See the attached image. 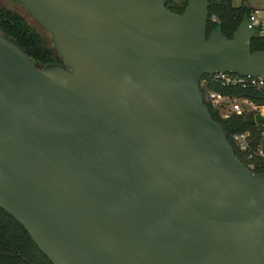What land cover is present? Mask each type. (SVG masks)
Returning <instances> with one entry per match:
<instances>
[{
	"label": "water",
	"instance_id": "95a60500",
	"mask_svg": "<svg viewBox=\"0 0 264 264\" xmlns=\"http://www.w3.org/2000/svg\"><path fill=\"white\" fill-rule=\"evenodd\" d=\"M63 64L0 33V209L52 264H264V172L235 154L203 75L264 79L245 19L208 0H8ZM264 121L260 114L255 122Z\"/></svg>",
	"mask_w": 264,
	"mask_h": 264
},
{
	"label": "trees",
	"instance_id": "16d2710c",
	"mask_svg": "<svg viewBox=\"0 0 264 264\" xmlns=\"http://www.w3.org/2000/svg\"><path fill=\"white\" fill-rule=\"evenodd\" d=\"M208 3L207 33L220 28L227 38L233 37L237 27L248 18L252 10L242 5L234 7L232 6V0H208ZM185 6L186 4L181 7H175L166 2V7L175 13H181ZM215 19L221 23L218 24ZM0 31L13 37L33 59L37 67H43L38 65L45 66L49 63L60 62L61 57L56 55L55 58H52L51 53L43 48L27 27L8 11H0ZM251 50L264 51V36L254 35L251 40ZM206 77L208 75H203L200 80ZM200 90L203 97H205L208 90H215L225 95L248 98L257 106H264V89L242 88L238 85L220 86L219 84H210L207 87L200 86ZM206 105L213 119L223 127L227 140L233 147L235 154L247 165L244 155L235 146L231 137L235 133L249 131L255 144L262 138V133H264V121L256 123L255 116L252 113L223 119L218 111L207 102ZM254 161L264 164V158L261 157H254ZM0 264H52L39 251L24 228L2 209H0Z\"/></svg>",
	"mask_w": 264,
	"mask_h": 264
},
{
	"label": "built area",
	"instance_id": "2783aa9c",
	"mask_svg": "<svg viewBox=\"0 0 264 264\" xmlns=\"http://www.w3.org/2000/svg\"><path fill=\"white\" fill-rule=\"evenodd\" d=\"M171 6L181 7L187 4L188 0H165ZM264 10L254 8L251 10L247 21L249 27L254 30L255 34L264 36ZM203 87L210 84H219L220 86H241L242 88L264 89V79L261 77H241L235 74H213L200 80ZM204 98L212 108L218 111L223 119L231 116H244L246 114H254L264 111V106H257L248 98L233 95H225L215 90H208ZM260 110V111H259ZM264 114V113H263ZM232 141L238 150L244 155L247 161V167L252 172H264V164L254 161V157L264 158V133L262 138L254 144L249 131L235 133L232 135ZM254 144V146H252ZM259 170V171H257Z\"/></svg>",
	"mask_w": 264,
	"mask_h": 264
},
{
	"label": "rangeland",
	"instance_id": "374dc122",
	"mask_svg": "<svg viewBox=\"0 0 264 264\" xmlns=\"http://www.w3.org/2000/svg\"><path fill=\"white\" fill-rule=\"evenodd\" d=\"M240 5L248 9L258 8L264 10V0H232V6L236 7ZM0 11H8L11 14L15 15L17 19L21 21L25 27H27L29 32L36 37V39L39 41V43H41L43 48L51 53V57H56L57 54L51 41V35L30 16L29 12L22 5L8 0H0ZM215 21L218 24L221 23L216 19ZM0 33L2 32L0 31ZM263 113L264 111H261L258 114L264 117Z\"/></svg>",
	"mask_w": 264,
	"mask_h": 264
},
{
	"label": "flooded vegetation",
	"instance_id": "af4514ba",
	"mask_svg": "<svg viewBox=\"0 0 264 264\" xmlns=\"http://www.w3.org/2000/svg\"><path fill=\"white\" fill-rule=\"evenodd\" d=\"M57 64H63V60L60 58V62L57 63Z\"/></svg>",
	"mask_w": 264,
	"mask_h": 264
}]
</instances>
